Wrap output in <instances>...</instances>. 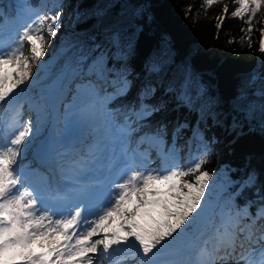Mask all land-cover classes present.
Instances as JSON below:
<instances>
[{"label":"snow or ice","instance_id":"6c2138e0","mask_svg":"<svg viewBox=\"0 0 264 264\" xmlns=\"http://www.w3.org/2000/svg\"><path fill=\"white\" fill-rule=\"evenodd\" d=\"M215 2L204 0L205 10ZM234 2L238 7L231 15L247 25L241 31L251 47L253 18L264 0ZM7 8L0 7V25L26 19L10 35L0 29V264H264V172L249 168L233 182L232 203L205 222L214 174L204 165L215 138L205 136L200 122L222 124L215 111L218 102L206 89L190 91L187 77L160 79L163 68L157 60L146 65L148 78L127 101L136 86L128 61L144 30L136 21L106 33V48L90 38L87 51L81 46L53 84L58 91H71L76 84L81 116L91 115L89 109L103 93L111 151L97 144L86 155L57 153L50 174L24 164L27 151L36 146L45 109L36 106L37 127L31 119L21 124V101L38 79L32 69L45 56L46 36L56 37L60 31L63 4H54L46 14L34 3L20 4L14 13ZM222 11L225 15L216 17L217 30L223 27L228 6ZM137 19L151 23L153 18L141 9ZM258 23L259 53L264 57V21ZM113 57L118 66L110 68ZM246 87L253 96L259 92L260 106H235L243 117L230 126L237 138L245 124L249 131L264 133V75L250 76ZM242 95L246 99L247 94ZM166 97L175 101L173 108ZM112 101L120 107L109 110ZM4 104L12 110L6 126ZM180 108L198 111V123L154 120ZM187 132L191 135L186 137ZM181 140L190 155L187 167L178 163ZM153 153L156 168L150 167Z\"/></svg>","mask_w":264,"mask_h":264},{"label":"trees","instance_id":"16d2710c","mask_svg":"<svg viewBox=\"0 0 264 264\" xmlns=\"http://www.w3.org/2000/svg\"><path fill=\"white\" fill-rule=\"evenodd\" d=\"M226 1L216 0L205 10L204 0H54V4H63L62 26L56 37L46 36L49 42L45 48L43 72L39 73L38 81L43 82L60 74L66 64L74 60L81 46L87 51L93 43L90 38H95V43L106 48V33L123 30L132 21L142 24L144 30L136 40L134 55L128 61L136 80V90L148 78L146 65L157 60L163 68L160 79L167 82L187 77L190 91L206 89L208 95L218 102L215 111L222 124L214 125L211 119L206 124L200 122L205 136L215 138L209 145L210 161L204 165V170L214 174L208 192L206 223L232 203L230 197L235 190L233 182H238L249 168L264 172V133L258 128L249 131L248 124H245L244 134L237 138L230 127L233 119H243L235 110L238 103L252 102L259 110V92L253 96L246 82L250 76L264 75V57L259 53L258 30V22L264 21V11H261V6L253 18L256 27L251 34L252 46L249 47L241 31L247 25L231 15L238 7L234 0L230 6L227 5L229 11L223 27L217 30L219 21L216 17L225 15L222 9ZM141 9L152 16L151 23L137 19ZM114 62L117 63V60L110 58L108 66L114 67ZM135 94L136 91L129 101L135 98ZM242 94H247L246 99ZM28 95L35 100L32 87L28 89ZM166 99L170 101L169 108H173L175 101L170 97ZM116 108L112 105V110ZM160 119L187 120L195 126L199 113L180 108L154 117V120ZM190 135V132L185 134L186 137ZM183 144L181 140L178 145L181 149L178 163L181 167H187L191 160ZM247 195L251 196V193ZM237 202L242 205L244 200L239 199Z\"/></svg>","mask_w":264,"mask_h":264},{"label":"rangeland","instance_id":"374dc122","mask_svg":"<svg viewBox=\"0 0 264 264\" xmlns=\"http://www.w3.org/2000/svg\"><path fill=\"white\" fill-rule=\"evenodd\" d=\"M54 0H13V3L9 1L10 5H7L8 3L6 0H0V7L2 6H8V9L12 7V10L8 11L9 13H12L14 10L18 9V6L20 4L24 3H34L37 5L38 10L43 13H47L53 8ZM232 0H227L226 5H231ZM261 11H264V5H262ZM260 11V12H261ZM23 53L25 56H28L30 54V50L27 44H25L23 48ZM45 59L44 57H42ZM114 66H118L116 62H114ZM32 71L35 73L36 67H33ZM136 82V80H134ZM136 85V83H135ZM76 84L72 85V90L67 91L63 94V96L60 98H46L35 101L34 104H32L28 98L23 99L21 101L22 107L20 109L19 114V120L22 124L23 122L27 121L28 117H30L34 113V118L32 119L33 127H37V120H38V112L36 110V106L39 105L45 109L43 114L41 115V118L38 122L39 126V133L41 134L46 130V127L50 123H55L57 126L58 134L61 135L63 130H66L71 124L77 123L78 126H80L85 133L88 134V137L91 141H93L94 146L97 144L106 143L109 144V130L107 128V124L105 121V115H104V108L103 105L105 103L103 99V93H101V98L97 101L96 106L91 107L89 109L91 115L85 114L83 116L80 115V110L82 106V98H78L75 93ZM136 91V86L132 89L131 93L127 97V101L131 98L133 93ZM112 105L116 106L117 108L120 106V102L115 101V103L112 101ZM110 103V104H111ZM110 104L108 105L109 110H111ZM2 118L5 122L10 121L12 117V110L9 109V106L7 104H4L3 110H2ZM60 132V133H59ZM37 134V135H38ZM111 144V143H110ZM93 146V147H94ZM153 157L155 159V153H153ZM30 157H29V150L26 153V159L23 160L24 164H27L31 167V164H29ZM158 166V161L154 160V163L151 165L152 168H156Z\"/></svg>","mask_w":264,"mask_h":264}]
</instances>
